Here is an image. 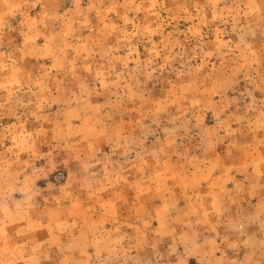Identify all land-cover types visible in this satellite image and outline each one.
<instances>
[{
    "label": "rangeland",
    "instance_id": "rangeland-1",
    "mask_svg": "<svg viewBox=\"0 0 264 264\" xmlns=\"http://www.w3.org/2000/svg\"><path fill=\"white\" fill-rule=\"evenodd\" d=\"M0 264H264V0H0Z\"/></svg>",
    "mask_w": 264,
    "mask_h": 264
}]
</instances>
